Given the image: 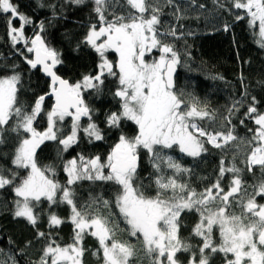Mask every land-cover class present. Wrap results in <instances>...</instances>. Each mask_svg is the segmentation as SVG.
<instances>
[{
	"label": "snow or ice",
	"instance_id": "snow-or-ice-1",
	"mask_svg": "<svg viewBox=\"0 0 264 264\" xmlns=\"http://www.w3.org/2000/svg\"><path fill=\"white\" fill-rule=\"evenodd\" d=\"M72 2L82 4L84 0ZM93 2L101 26L97 30L93 25L85 42L100 56L95 75H85L76 83L63 79L56 71L57 65L62 63L60 54L48 47L40 35H36L30 41L31 47L27 48L29 53L35 54L34 59L25 57L27 63L32 69L41 66L51 80L49 95L54 97V105L46 113V130L38 131L33 126L42 111L45 97L40 96L32 109L25 111L18 106L17 100L20 76L0 77V133L2 126L15 117L13 131L22 129L27 134L20 141L13 160L17 168L27 170V174L16 183L18 173L13 172L11 178L0 173V189L11 185L16 197L20 198L15 201V217L25 218L35 226L39 217L34 209L43 198L50 205H69L70 222L75 228L73 243L61 246L53 240L44 249L39 264H83L85 234L98 240L99 249L94 255L102 253L103 264H132L135 246L117 237L118 225H114L109 216L103 215L99 208L92 211V205L97 201L105 209L110 208L113 202L97 197L92 205L78 209L75 191L70 186L80 180L112 182L118 186L114 204L129 226L130 236L136 237L146 253L153 257L151 264H181L177 257L179 252L191 253L188 264H209L210 256L206 250L222 253L224 264H264V204L257 203L256 199L258 196L264 198V180L254 186L251 194L246 189L242 192L241 170L235 164L225 168L221 161L220 176L226 172L234 174L228 191L225 192L217 179L211 187L198 193L178 178L179 173L188 169L182 168L172 156L164 154L165 149L176 147L180 152L195 157L207 151L205 143L221 148L237 140L233 135L234 128L226 133L206 131L196 118L210 117L207 106L194 96L185 99L184 94L176 90L174 76L181 64L180 55L172 44L162 39L164 35L176 36L175 30L159 31L160 9L148 0H125L130 11L112 20L105 15L109 0ZM232 6L245 10L249 26L258 27L257 43L264 48V0H232ZM0 13L10 14L8 24L12 42L24 40L27 44L29 41L24 37L23 25L19 28L12 26V20L18 19L23 24L33 21L19 12L12 0H0ZM236 18L244 19V16L238 14ZM40 28L43 30V23ZM224 30H228L227 25ZM153 49L158 50L159 58L146 60V53L150 54ZM109 51L118 54L115 63L108 59L106 53ZM106 76L117 80L114 96L120 101V111L108 114L106 124L110 128H119L121 121H132L138 128L137 134L131 138L120 135L106 162H102L100 156L85 158L82 155L68 160L63 168L67 173V183L61 185L47 174L55 176L51 167L38 166L37 150L45 141L58 139L60 129L57 124L66 117H70L72 123L70 134L58 141L63 150L78 143L81 131L90 140L104 139V133L92 120L93 109L85 103L84 92L101 91ZM252 99L254 103L248 107L246 116L258 127L254 131L249 129L253 135L247 143L252 147L246 164L248 171L258 167L264 174V114L258 112L255 97ZM233 110L238 111L236 105L229 110L230 116ZM83 117L88 119L86 126L80 123ZM228 123L231 124L230 119ZM141 149L150 154L157 173L155 195H146L135 184ZM165 168L174 170L173 175H166ZM105 169H108L107 173ZM237 194H240L239 199ZM233 203L239 204V214L231 210ZM185 211L199 214V222L193 229L194 234L202 238V246L198 247L199 260L197 253L192 251V245L179 235V218ZM64 222L49 213L50 226H60ZM214 229H218L219 243L213 240ZM39 235L44 236V233Z\"/></svg>",
	"mask_w": 264,
	"mask_h": 264
},
{
	"label": "trees",
	"instance_id": "trees-1",
	"mask_svg": "<svg viewBox=\"0 0 264 264\" xmlns=\"http://www.w3.org/2000/svg\"><path fill=\"white\" fill-rule=\"evenodd\" d=\"M21 14L26 15L31 24H23L18 19L12 20V26L17 28L23 25L24 36L29 39L28 44L19 41L13 43L10 35L8 20L10 14L0 13V77L13 74L20 76L17 85L18 106L25 111H30L40 96H46L50 92V82L40 70L32 69L25 57L32 59V54L27 51L31 46L30 41L36 35H40L45 44L55 49L60 54L62 63L58 65L57 74L76 83L85 75H95L100 63L99 54L86 41V37L93 25L99 29L98 14L94 11L93 0H84L82 4H75L72 0H12ZM153 6L160 9L161 33H167L174 29L176 36L164 35L165 43L172 44L180 55L181 64L178 65V73L175 88L184 94L185 99L196 97L202 105L207 106L210 117L203 120L196 118V122L209 132L233 130L237 140L230 141L227 145L216 148L205 145L207 151L199 156H189L179 151L178 148L165 149L164 154L188 169L187 172L178 174L181 182L188 184L198 193L212 186L217 179L221 187L228 191L234 174L226 172L220 176L221 161L223 167L231 168L233 164L241 171V191L251 194L254 186L264 180V174L258 167L248 171L246 159L250 154L252 145L247 143L258 127L252 119L246 116L247 109L252 105L255 97V106L259 113L264 114V48L257 41L258 27L249 26V17L245 10L235 9L232 0H148ZM43 5V6H42ZM54 6V7H53ZM130 11L125 0H109L105 15L112 20L117 15H127ZM134 11V10H132ZM244 19H237V15ZM44 28L41 30L40 24ZM225 25L228 30L225 31ZM33 35V36H32ZM99 42V41H98ZM108 59L115 63L118 55L112 51L106 53ZM118 87L115 77L106 76L101 91L86 90L84 92L85 103L93 109L92 120L104 133V139L90 140L82 131L78 133V143L73 144L66 151L59 139L70 134L72 120L66 117L58 122L60 129L55 141H45L37 150L36 161L41 168L51 167L52 173H47L61 185L67 183V173L64 165L70 159L84 156L91 158L100 156L102 162H106L107 155L112 147L119 142L120 135L129 138L137 134L138 128L132 121H121L119 128H110L106 124V117L112 112L120 111L119 98L114 96ZM236 105L238 111L233 110L231 116L229 110ZM53 104L50 99L43 101L42 111L34 122L38 131L47 128L46 113L51 110ZM231 120V124L228 120ZM244 123L241 124L240 121ZM16 118L9 120L2 126L0 133L3 142L0 143V173L11 178L13 172L18 173L16 183L27 174V170L17 168L13 163L16 149L20 141L27 135L21 129L13 131ZM81 125L86 126L87 117L81 119ZM253 129V131H249ZM108 169H105L107 173ZM166 175L172 176L174 170L165 168ZM156 171L150 160V154L146 150H140V167L136 174V186L140 187L146 195L156 193ZM75 191V202L78 209L92 205L97 197H102L112 203L108 209L103 208L99 201L92 205V211L99 208L101 213L109 216L114 225H118L116 235L120 240L128 241L135 246V256L132 264H151L153 257L144 250L143 245L136 237L129 234L128 225L114 204V197L118 186L112 182L80 180L70 186ZM60 193H58V198ZM240 194H237L239 199ZM16 197L13 187L6 186L0 189V264H39L44 249L53 240L66 246L73 243L75 235L74 225L70 222V206L64 203L50 205L43 198L34 211L39 219L34 226L25 218L15 217ZM232 198H230L231 200ZM257 203L264 204V198L257 197ZM232 211L239 214V204H232ZM49 213H53L65 222L60 226L49 225ZM180 237L192 245V251L197 253L202 246V238L194 234V227L199 222V214L195 211L181 213ZM43 232L44 236L39 233ZM213 240L219 243L218 229L213 230ZM85 253L83 264H103L102 253L94 255L99 249L98 240L85 234L83 239ZM209 264H224L222 253H211ZM190 252L177 253L181 264H188Z\"/></svg>",
	"mask_w": 264,
	"mask_h": 264
},
{
	"label": "water",
	"instance_id": "water-1",
	"mask_svg": "<svg viewBox=\"0 0 264 264\" xmlns=\"http://www.w3.org/2000/svg\"><path fill=\"white\" fill-rule=\"evenodd\" d=\"M34 58H35V54L33 53V54H32V59H34ZM57 68H58V65H57ZM57 68H56V71H57ZM36 69H37V70H40V71L42 72V74L45 76V78L50 82V91H51V80H50V77H48V76L43 72L41 66H38ZM177 73H178V66H177V70H176V73H175V76H174V80H175V81H176ZM63 79H64V78H63ZM49 93H50V92H49ZM49 93H48L46 96H44V97H45L44 100H48V99H50V100L52 101V104L54 105V97L51 96V95H49ZM139 167H140V160H139ZM139 167L137 168V171H138Z\"/></svg>",
	"mask_w": 264,
	"mask_h": 264
},
{
	"label": "rangeland",
	"instance_id": "rangeland-1",
	"mask_svg": "<svg viewBox=\"0 0 264 264\" xmlns=\"http://www.w3.org/2000/svg\"><path fill=\"white\" fill-rule=\"evenodd\" d=\"M33 36V35H32ZM25 37V36H24ZM28 41H29V39H31V37H29V38H27V37H25ZM21 42H23L24 44H26L25 43V41L24 40H20ZM28 44V43H27ZM31 47V46H30ZM118 55V54H117ZM152 58H156V59H158L159 58V52H158V50H156V49H153L152 50V52L150 53V54H147L146 53V56H145V59L146 60H148V61H150ZM203 139H206V138H203ZM221 143H222V141H221ZM207 143H205V145H206ZM205 145H204V147H205ZM209 145H211V144H209ZM212 146V145H211ZM201 153H203V152H201ZM201 155V154H200Z\"/></svg>",
	"mask_w": 264,
	"mask_h": 264
},
{
	"label": "flooded vegetation",
	"instance_id": "flooded-vegetation-1",
	"mask_svg": "<svg viewBox=\"0 0 264 264\" xmlns=\"http://www.w3.org/2000/svg\"><path fill=\"white\" fill-rule=\"evenodd\" d=\"M186 154V153H185Z\"/></svg>",
	"mask_w": 264,
	"mask_h": 264
}]
</instances>
